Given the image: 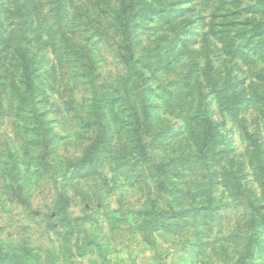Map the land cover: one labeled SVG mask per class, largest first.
I'll list each match as a JSON object with an SVG mask.
<instances>
[{
    "label": "rangeland",
    "instance_id": "obj_1",
    "mask_svg": "<svg viewBox=\"0 0 264 264\" xmlns=\"http://www.w3.org/2000/svg\"><path fill=\"white\" fill-rule=\"evenodd\" d=\"M0 102V264H264V2L0 0Z\"/></svg>",
    "mask_w": 264,
    "mask_h": 264
},
{
    "label": "trees",
    "instance_id": "obj_2",
    "mask_svg": "<svg viewBox=\"0 0 264 264\" xmlns=\"http://www.w3.org/2000/svg\"><path fill=\"white\" fill-rule=\"evenodd\" d=\"M262 2H264V0H260ZM8 40H4V46L3 47H8ZM2 47V46H1ZM2 47V48H3ZM125 49L129 50V47H125ZM24 55L21 54L20 55V68H21V74H22V77H25V85L28 86V89H27V94H29V87L31 86V75L32 74H29V67L27 65V61L26 59H24ZM18 90V89H17ZM13 96H15L14 98L17 99V103L18 105L17 106H20L21 104H23L24 101H26V97H25V92H20L19 90L18 91H15L13 92ZM4 107L1 105V102H0V111L3 109ZM197 125V123H196ZM136 128V127H135ZM210 130H212V128H210ZM211 132V131H210ZM103 138H100V139H96L95 142H93L89 147H86L87 151L86 153H90L92 152V150H95L96 149V145L95 143H97L98 140H102ZM39 143L40 144V141L38 139L35 140V144ZM142 143V139H141V136H138L136 138V144H141ZM47 157V154L45 153V150L43 153H39L35 158L36 159H43V158H46ZM33 159V158H32ZM39 162H42L43 165L41 166H44L46 168V164H45V161H39ZM165 164L166 162L164 163H160L159 165H156L155 166V170L157 171L158 174H161L162 172H164V169H165ZM158 177V175H157ZM166 185H164V182L161 181V182H157V187L160 188V189H164ZM243 203H239L240 206H245L249 211H251L252 213H254V215H244V221L243 222H238L236 228L239 230H242V236L245 238L246 240V246H247V252H249V250H251V245L253 244V235L251 233V229L254 228V226L257 225V223H264V215L262 214V210L264 208V205L260 204V203H257L255 202L253 199H248L246 202L244 201H241ZM152 207L156 210L152 211L153 214H158L159 211L161 213H163L165 210L161 207H156L155 203L152 204ZM149 212L148 214H150V211H147ZM240 223V224H239ZM243 228V229H242ZM240 234V231L239 233H237V236Z\"/></svg>",
    "mask_w": 264,
    "mask_h": 264
}]
</instances>
